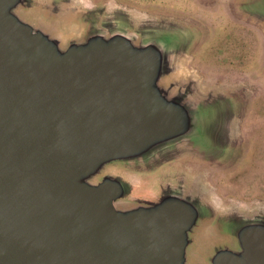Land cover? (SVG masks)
<instances>
[{
  "label": "water",
  "instance_id": "95a60500",
  "mask_svg": "<svg viewBox=\"0 0 264 264\" xmlns=\"http://www.w3.org/2000/svg\"><path fill=\"white\" fill-rule=\"evenodd\" d=\"M39 1L0 0V264H264L263 204L240 213L180 169L158 170L196 158L210 104L168 82L192 35ZM142 165L160 173L143 190Z\"/></svg>",
  "mask_w": 264,
  "mask_h": 264
},
{
  "label": "rangeland",
  "instance_id": "374dc122",
  "mask_svg": "<svg viewBox=\"0 0 264 264\" xmlns=\"http://www.w3.org/2000/svg\"><path fill=\"white\" fill-rule=\"evenodd\" d=\"M55 1H39V5L45 8ZM167 1L76 3L103 5L110 14L121 12V20L126 16L135 25L146 20L153 26L166 19L179 21L183 35H192L185 56L184 43L177 47L168 82L210 104L200 106L201 126L190 143L189 153H196V158L181 156L158 170L180 169L184 176L197 178L201 189L213 190L239 212L252 211L264 205V19L254 21L244 13L256 7L263 10L264 5L257 0H169L183 5L184 13L162 8ZM78 25L81 28L82 23ZM207 118L214 119V124H206ZM199 154L214 159H199ZM148 166L142 165L135 176L141 190L160 174L146 173ZM196 253L192 243L188 261L197 258Z\"/></svg>",
  "mask_w": 264,
  "mask_h": 264
},
{
  "label": "flooded vegetation",
  "instance_id": "af4514ba",
  "mask_svg": "<svg viewBox=\"0 0 264 264\" xmlns=\"http://www.w3.org/2000/svg\"><path fill=\"white\" fill-rule=\"evenodd\" d=\"M178 4H179L178 6H175L176 4H174V2H171L168 0L167 2H164V4L161 7L164 9H167V10L176 9V10H179L181 12L187 13L185 7L183 5L181 6L180 3H178Z\"/></svg>",
  "mask_w": 264,
  "mask_h": 264
},
{
  "label": "bare ground",
  "instance_id": "6f19581e",
  "mask_svg": "<svg viewBox=\"0 0 264 264\" xmlns=\"http://www.w3.org/2000/svg\"><path fill=\"white\" fill-rule=\"evenodd\" d=\"M66 16V15H65Z\"/></svg>",
  "mask_w": 264,
  "mask_h": 264
}]
</instances>
